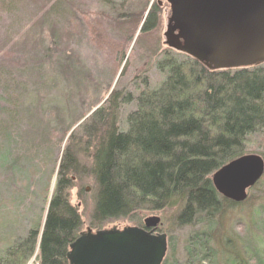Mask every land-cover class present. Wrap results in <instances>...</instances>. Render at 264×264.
Here are the masks:
<instances>
[{"label":"trees","instance_id":"trees-1","mask_svg":"<svg viewBox=\"0 0 264 264\" xmlns=\"http://www.w3.org/2000/svg\"><path fill=\"white\" fill-rule=\"evenodd\" d=\"M66 9L74 10L68 0H56L48 12L57 18L55 34H51L55 40L51 36L52 40L44 48L35 37H30L34 38L30 42L28 38L23 39L22 50L17 53L11 49L6 53L11 63L6 65L5 74L0 72L1 90L7 96L8 107L18 110L26 96L33 93L38 97L39 91L45 89L44 95L52 100L41 94L38 105L32 97L25 103L35 105L34 112L44 125L55 122L60 126L66 119L69 121L66 130L77 127L62 151L43 222L35 216L34 222L24 221L28 226L22 236L8 241L6 236L0 238V264H27L35 252L37 264H68L69 245L83 227L77 209L69 203V192L77 186L78 176L88 178L91 183L88 195L91 212L87 219L91 230H101L117 220L139 226L133 215L143 210L170 211L175 228H193L184 239L181 251L167 235L168 251L162 264H264V222L259 230L255 222L254 228L245 227V236L234 231L229 235L224 230V216L228 209L239 204L222 198L211 182L214 172L245 155L248 139L264 130V65L211 72L188 56L164 48L157 37L156 83L152 84L145 75L132 91L113 90L102 105L96 98L98 93H92L96 96H90L92 99L85 107L79 97L89 94L86 87L89 82L82 74V59L71 49L74 36L62 20ZM160 13L161 7L156 2L149 5L142 19H133L135 13H125V19L99 13L95 23L104 24L103 17H106L108 23L104 28L111 24L121 31L129 26L126 34L125 30L120 32L125 39L120 48L134 38L138 46L141 39H151L157 34L161 28ZM38 21L40 18L33 21L34 25ZM97 30L100 29L93 27L96 41L104 44L107 39L103 40L100 36L103 31ZM72 47L77 48L73 44ZM89 87L92 89L93 85ZM74 90L75 93H69ZM47 104L55 105L49 110L52 113L49 117L43 113L49 109H44ZM70 106L72 110L67 114ZM8 107L0 105V112L11 111ZM95 107L98 108L91 113ZM1 127L2 124L0 156L9 161L7 147L16 142L10 139L15 128L7 129L6 124ZM41 144L31 148L36 152L33 155L26 153L23 158L19 157L27 163L20 166L15 177L26 176L30 168L35 170L28 164L38 155L41 161L48 159L56 164V159L50 157L49 140ZM77 144L84 145L81 157L88 164L86 168L80 167L73 156L72 150ZM48 172L38 173V178H47L45 184L50 177ZM8 177H12L10 173ZM263 180L248 190L242 203L249 202L251 194L248 193ZM23 183L27 191V183ZM77 195L81 197L84 192L79 190ZM261 195L259 199L264 203V192ZM254 214L261 217V206Z\"/></svg>","mask_w":264,"mask_h":264},{"label":"rangeland","instance_id":"rangeland-1","mask_svg":"<svg viewBox=\"0 0 264 264\" xmlns=\"http://www.w3.org/2000/svg\"><path fill=\"white\" fill-rule=\"evenodd\" d=\"M34 1L38 3V7L35 6ZM68 1L73 5L74 10L68 11L66 9L65 16L62 17V20L67 22V25L65 26L70 30L72 36H74V40L72 43L70 42L71 49L77 53V57L82 59V74L84 77H88L89 82V84H86L89 94L86 97H81V95L79 97L82 106L85 105L86 107L90 100L96 96L92 95V93H98L96 98H98L100 105H102L113 90L117 89L120 92L122 91V93L132 91L134 86H136L135 83H138L145 75L150 78L152 84L157 82L158 75L154 71V60L158 58L159 55L157 56L155 51V47L157 46L155 41L158 37L161 45L164 48L166 47L162 43L164 40L163 33L165 31V23L169 13V7L165 0ZM54 2H56V0H0V72L5 74L6 65L11 63V59L8 58L9 54L6 53L10 52L11 49L17 51V53L19 52V49L22 50L20 44L23 39L28 38L27 42H30L34 39H31L30 37H35V40L40 41L41 45L46 48L48 40H52L51 36L53 35L51 34H55L57 18L55 15H52L53 13H48L53 7ZM156 2H158L161 7V28L158 29L157 34H155L153 38L151 37V39L149 38L147 40L141 39L138 46L134 44L136 42L134 38L129 44H126L125 47L120 48L125 40L122 38L123 35L122 33L120 34V32L125 30L126 34L129 30V26L121 31L118 28H114L111 24L104 28V24L108 23L106 17H103L104 24L95 23V21L98 20L96 16L100 15L99 13H106L111 15L110 17L114 14L118 19H125V13H135L132 17L133 19H142L149 5ZM111 8H114V10H111ZM37 18H40V21H38L37 25H34L33 21ZM33 25L34 27H32ZM39 26H41V28L37 30ZM93 27L103 31L104 34L100 30H97L99 33H102L100 36L104 37L103 40L107 39L104 44L103 42L96 41L97 37L94 35ZM134 36H136V34H134L133 37ZM53 40H55L54 36ZM72 44L77 48L74 49ZM104 45L109 46L106 48ZM123 51V55H119ZM2 56L5 57V59L2 60ZM15 61L17 62L18 60L16 59ZM119 62L120 64H118ZM123 65L125 66V69L123 73H120ZM76 69L79 68L76 67ZM35 81L36 80L34 79L33 82ZM90 85H93L92 89L89 87ZM1 86L2 85L0 84V105L8 107L9 105L5 101L7 96L2 92ZM44 91L45 89L39 91V95H44ZM71 92L75 93L76 90L70 91L69 93ZM32 94L33 93H30L26 96L27 98L24 97L26 99H24V103L18 108V110H13L12 107H8L11 111L7 109L8 111L4 110L0 112V124H2V127L6 124L7 129L15 128L13 132L10 133V139L14 140V142L16 140L15 143L12 142V147H7L9 151V161H6L3 155L0 156V238L4 239L6 236V241L10 238H18L24 234V228L28 226L27 222L24 223V221H29V223L34 222L35 216H38L43 222L46 214V207L54 187L62 151H64L67 145L68 137L77 128L74 126L66 130L69 124V121L66 119L60 126L55 122H52V124L46 122L44 125V121H42V119L34 112L35 105L32 107L28 103H25V101H29L32 97L33 101H37L36 103L38 105L39 95H36L38 93L35 94L38 97H35ZM90 96H92L91 99H89ZM45 98L47 100H52V98H47L46 96ZM59 98L61 99V97ZM76 101L77 100H74V102ZM29 106L31 107L30 110L27 109ZM40 106L42 105L40 104ZM54 106L55 105L53 104H47L44 106V109L49 108L43 112L46 114L45 117H49L48 114H52L49 113V110L54 108ZM98 107H95L94 109H97ZM71 110L72 107H68L67 114H69ZM62 117L64 118L66 115L64 114ZM47 125H49L47 132L43 133V130ZM49 128H51L50 131H48ZM46 135L49 136L47 137ZM45 137L49 140L48 146L50 147V157L56 159V164L54 165L53 162L48 159H45V162H43L41 161V156L38 155L37 159H35L31 165L28 164V166L35 167V170H37L38 173L41 172L45 174L49 171L48 175H50V177L46 183L47 185L44 183L47 178H38V173L33 168L28 170L26 176L21 178L15 177L19 174L18 169L20 166L27 163L24 159H19V157L23 158L22 156L26 153H30L31 155L36 153L31 148L33 146H39L41 143V145H45V140H47ZM75 147L77 148L74 149V151L72 150V153L73 156L77 158L79 166L85 167L86 164L88 167V164L85 163L81 157V148H84V145L77 144ZM18 148H20L21 152L17 151L19 150ZM251 154L259 156L264 162V130L262 133L260 132L248 139L245 155ZM9 173L12 176L11 178L8 177ZM12 178L13 180L9 182ZM76 178H79L76 182L74 178L72 180L77 186L69 192V203L77 209L83 222L81 232H85L87 229H90L87 226V219L91 212V202L88 199V195L91 193V183L88 182V178H85L84 176H78ZM262 178H264V173L261 179ZM39 180L40 184L38 186L37 182ZM23 182L27 183V191H25ZM10 183L13 184L11 185ZM5 187H8V189ZM79 190L84 192V195L81 197L77 195ZM263 192L264 180L262 183H259V187L253 192L248 193V195H251L247 204L242 203L227 210L224 216V230H226L229 235L234 231L241 237L243 234L245 236L246 232L244 228H249L251 225L254 228V225L252 224L254 222L255 227H257L258 230L262 228L264 222V203L261 202L259 197H262L261 194ZM259 206H261V217L255 214L252 216L256 208ZM134 215L133 217L135 221L137 220L136 222L139 223V226L133 225L134 223L124 220H117L107 223L101 230L112 228L122 229L125 227L142 228L144 219L148 217H158L160 220V226L154 229L152 234L169 235L173 238L172 241L178 251H181V245L183 244L184 239L193 230L191 227H184L181 229L175 228L172 225L173 213L170 211L158 213L143 210L137 215ZM250 229L251 227L248 230ZM27 264H37V252L34 253Z\"/></svg>","mask_w":264,"mask_h":264},{"label":"water","instance_id":"water-1","mask_svg":"<svg viewBox=\"0 0 264 264\" xmlns=\"http://www.w3.org/2000/svg\"><path fill=\"white\" fill-rule=\"evenodd\" d=\"M165 1L166 48L211 72L264 65V0ZM263 173L259 156L243 155L214 172L211 182L222 198L240 204ZM159 222L158 217H148L142 228L87 229L69 245L68 264H162L167 237L152 234Z\"/></svg>","mask_w":264,"mask_h":264}]
</instances>
